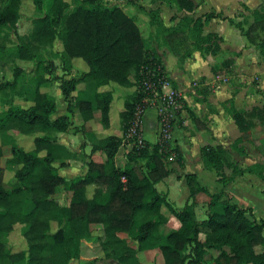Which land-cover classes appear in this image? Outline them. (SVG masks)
<instances>
[{
    "label": "trees",
    "instance_id": "trees-1",
    "mask_svg": "<svg viewBox=\"0 0 264 264\" xmlns=\"http://www.w3.org/2000/svg\"><path fill=\"white\" fill-rule=\"evenodd\" d=\"M76 1L73 10L64 14L68 7L65 0H48L45 13L31 19L29 35H16L17 57L34 60L35 67L43 72L33 79V92L24 100L27 102L25 106L8 104L0 110V140L10 145L5 162L16 166L8 185L3 181L0 166V234L7 237L13 226L19 224L25 243L21 250L5 251L0 242V264L3 260L8 264H68L78 259L80 241L90 236H94L99 245L100 258L115 264H141L137 252L153 248L158 249L161 264H205L204 253L215 250L218 252L213 256L214 264H264V219H257L251 206L233 202L221 189L209 195L206 218L196 221L190 202L176 208L165 193L156 189L155 184L171 171L162 160L167 147L163 127H160L154 143L143 140L141 146L132 145L125 153L123 167L115 163L125 131L136 117V111L141 112L145 107L141 102L142 94L138 92L141 79L153 81L157 77L160 80L166 75L157 52L144 47L136 23L118 6L99 7L96 6L98 0ZM175 1L180 9L192 10L191 0ZM30 2L34 9L42 8L43 0ZM20 3L21 0L5 1L0 9V31L3 27L15 28ZM251 13L253 20L245 31L238 22L230 24L242 32L250 44L258 43L264 56V34H253L255 29L264 33V15L258 10ZM217 17L223 16L210 11L195 18L184 16L182 20L201 42L212 36L219 38L210 32L201 34L203 23ZM152 25L165 34V44L171 49L169 27L166 28L160 20L153 21ZM54 43L59 49L53 52L64 55L71 65L76 63L75 59L84 62L85 68L82 65L83 71L78 77L63 78L53 73L51 62L35 60L37 46L53 47ZM217 49L218 46L213 50L203 48L207 54H214ZM3 52L4 45L0 43V56ZM77 63L81 65V62ZM21 73L22 69L15 68L10 80H0V92L13 88ZM86 79L93 87L94 105L84 96ZM54 81H58L66 107L63 114L51 118L56 102L42 88ZM79 84L81 87L78 88ZM117 85L134 87L119 108L120 131L111 126L110 116L114 93L111 90ZM94 111L99 112L96 121L101 131L91 128ZM251 112L234 108L228 112L241 136L254 126L253 113L264 126V108L254 107ZM188 113L195 123V115L190 110ZM168 125H172L171 120ZM11 129L31 137L28 149L17 144L9 133ZM51 129L80 133L83 139L80 147L89 143V153L83 154L86 166L83 174L63 178L57 173L59 167L67 164L64 160L72 155L50 137ZM136 132L140 134L138 125ZM238 152L241 153L242 149L239 148ZM94 153L102 154L103 161L92 160ZM199 153L203 166L213 169L218 181L228 180L220 171L222 167L229 168L232 175L248 172L262 177L264 172V165L256 163L238 168L226 159L223 147L218 144L203 145ZM131 163L137 164L138 173ZM194 177V173L183 174L190 199L197 191H206L203 187L193 188L190 179ZM87 186H92L89 196ZM58 187L70 192L65 205L58 204L51 197ZM217 205H220L219 210L214 209ZM169 215L178 219L179 227L163 234L159 227ZM52 224H55L54 229ZM91 225H99V228L91 229ZM200 233L204 234L203 239Z\"/></svg>",
    "mask_w": 264,
    "mask_h": 264
},
{
    "label": "rangeland",
    "instance_id": "rangeland-1",
    "mask_svg": "<svg viewBox=\"0 0 264 264\" xmlns=\"http://www.w3.org/2000/svg\"><path fill=\"white\" fill-rule=\"evenodd\" d=\"M5 1L6 0H0V9L4 5ZM65 1L68 3V7L64 10V14H68L73 10L77 1ZM237 1L239 2V5L241 7L238 6L235 12L233 0H209L208 3L211 4L204 5L201 10L198 11H213L216 13L218 12L223 17H217V19H215V22H238L241 25L243 31H245L248 28L249 22H252L253 20L251 13L252 10H258L261 12L259 14H262V16L264 15V0H261L256 6L254 5V3L257 2V0H246L247 4L254 5L251 9H249L239 0ZM47 5L48 0H43L42 8L37 10L33 8L30 0H21L19 8V18L16 21L15 28L11 29L3 27L0 31V43L4 45V52L0 56V80H10L12 77V72L15 68H20L23 70V73L18 75L15 86L13 88H9L0 92V110L5 109L8 104H20L22 106H25L27 102L24 100L30 98L33 92V79L35 78L36 74H41L43 72L41 68L35 67L34 60H21L17 57L16 35H29L32 30L31 19L34 17L42 16L47 9ZM210 5H212L214 8L216 7V5H219L218 11ZM96 6H118L123 12H125V14L129 16L139 28L140 34L143 38L144 47L148 49H154L157 52L161 59V62L163 63V68L167 71L166 72L164 70L166 78L160 77V80L157 77L154 78L153 81H149L146 78L141 79L139 83L140 86L138 85V92L142 94L141 102L145 104V107H143V110L141 112L137 111L136 121L139 127L141 116L143 115V136L150 141H153V137L155 134H157V141L160 127H163L162 134H164L165 138L167 139V147L165 148L166 156L163 157L162 160L164 165L171 170V173H173V177L180 179L181 177H183L182 171H180V168H178V164L180 163V151L177 145L173 143L174 141L172 140V131L174 127L182 124V117H184V119L186 120L190 118V115L188 113L189 108L185 105L184 100H187L189 103H197V106H199L198 115H200L199 118L202 125L207 122L212 123L214 119L213 117H211V115L214 113H218V111L219 113H221L220 116L231 118L230 114L228 113L229 110L231 108L237 110L236 106H234L232 102L233 90L235 88L233 87V90H229V93H227V91H225V86L228 84L230 86L241 87L245 83L243 81L244 79L242 80L241 77L242 71L241 73H238L236 71V63L234 59H232L231 57H227V54L224 52L220 53L219 43L222 42L220 36L219 38L216 36H212L208 40H204L205 42H199L200 40L196 39V35L190 32V26L187 27L186 25H184V21L182 20V17L184 16H190L194 18V15L196 13H194L192 10L190 12H187L180 9L175 0H98L96 2ZM224 11L229 14L222 15ZM158 20H160L163 24L166 23V25H164L166 28L169 27L168 30L172 34L171 49L173 52H175V55L165 44V34L163 35L162 31H158L156 27L152 25L153 21L156 22ZM232 26L234 27L233 24ZM238 32L240 33V35H243V33L239 30ZM206 33L208 32H203L201 28V34L205 35ZM253 34L260 36L264 33H262L261 30L255 29L253 31ZM225 35H229L227 29L225 31ZM257 44L255 45L257 54L259 57L261 56L264 59L262 50H260ZM215 46H218V49L214 54L208 55L206 51L203 50V48L213 50ZM227 48L228 47L224 44L223 50ZM58 49L59 47L56 43H54L53 47H50L48 45L37 46L35 52V60L51 62L54 65L53 73L63 78L67 79L78 77L81 71H83L82 65H84L85 68L84 62L81 59H75L76 63L71 65L69 63V60L64 55L55 54L53 52ZM77 61L81 62V65L77 63ZM199 63L202 64V68L199 69L196 74L191 73L187 65L189 64L190 66H198ZM167 74H170L174 77H177L179 75L183 79L186 77V79L182 83V87L178 88L175 81L171 80ZM158 81H160L161 83L158 84ZM255 83V79H252L251 82L248 83L251 86V89L250 87L249 89L250 91H254V93L259 95V101L261 105H252L250 106V108L243 112H251L254 107L258 109L264 108V94L262 92H258V90L252 89ZM45 85L46 87H43V90H47L52 94L60 95V98H62L61 100L63 101V97L58 89V81H54L53 83ZM79 87H81V84L78 85V88ZM214 87L217 88V91L213 89ZM133 90V86L123 87L117 85L112 87L111 91H113L114 93L110 108V116L111 126L114 128V130L120 131V123L118 118L119 108L123 100ZM93 93L94 92L92 84L88 79H86L84 96L90 99L92 104L94 105ZM212 95V103H210L208 102V99ZM239 107L241 106L239 105ZM93 114L95 115V120H93L91 124L93 123V127L97 128V126H100V124L96 121L99 118V112L94 111ZM153 114L155 115V119L158 123L157 132L154 129V126L149 124V121L152 120ZM252 115L253 116L251 117V120L253 121L254 126L257 123L260 124V122L257 120V117L254 116V113ZM170 120L172 122L171 126L168 125V122ZM50 132L56 135L62 133L55 131L54 129H51ZM9 133L15 138L17 144L22 148L28 149L30 147L31 137L21 135L14 129L9 130ZM77 135L79 136V134ZM240 137H236L231 143L230 147H232L233 149L242 148V138ZM124 138L125 134L122 138V146L120 147V150L116 155V163L120 167H123V165L126 163L125 153L130 150V146L126 144L127 141L123 140ZM207 140V138L197 139V141L201 144ZM0 141V148L2 152L0 166L3 169V181L5 185H8L12 178V172L14 171L16 166L5 162V158H7L10 153V145L3 143L2 140ZM76 149L78 152L76 151L75 154H77L78 158L84 161V155L82 153L83 148L80 149L77 146ZM226 159L228 161H231L229 158ZM64 162L67 161L64 160ZM138 163L142 164V161H139ZM131 165L138 173L137 164L131 163ZM225 168L226 167H222L220 171L224 172ZM210 172H212V176L214 177V181L210 185L211 192L197 191L189 201L193 219L196 221L204 220L206 218V206L209 200V195L211 193L220 191L226 183L223 180L218 181L219 179L217 178L213 169ZM190 181L191 184H193V188L194 186L195 188L201 187L200 183H198L196 179V176L194 178H191ZM174 192L175 191H173V194ZM86 193L89 196V194L91 193V189L86 191ZM198 193H200L199 197L196 196ZM51 197L55 199L58 204L65 205L69 201L70 192L64 191L63 189H61V187H58L56 192ZM172 204L176 208H181L185 203L184 201H182L181 203L174 202ZM214 209L219 210L220 205L215 206ZM168 217L170 218V220L168 222L166 221L159 227V231L163 234L173 231L179 227V221L175 216L169 215ZM51 227L52 229H54L55 224H52ZM96 229L97 228L94 227V230ZM120 236L124 235L120 234ZM199 236L201 239L204 238V234L202 233H200ZM0 242L3 244V249L5 251H18L23 249L25 247V243L20 234V225L15 224L7 237L4 234H0ZM130 244H132V242H130ZM217 252V250L210 251V253L205 252L203 255L205 264H214L213 256H215ZM100 256L101 252L99 249V245L94 236H90L89 238H85L80 241L78 259L72 260L68 264H115L110 260L100 258ZM138 259L141 264H161V257L157 248H153L152 251L150 250V253H138ZM2 264L8 263L6 260H3Z\"/></svg>",
    "mask_w": 264,
    "mask_h": 264
},
{
    "label": "crops",
    "instance_id": "crops-1",
    "mask_svg": "<svg viewBox=\"0 0 264 264\" xmlns=\"http://www.w3.org/2000/svg\"><path fill=\"white\" fill-rule=\"evenodd\" d=\"M191 1L193 3L192 11L196 13L194 15V18L201 16L202 13L206 12H199L204 5L211 4L208 3L209 0ZM239 1L242 2L249 9H251L254 5L256 6L261 0H257L254 5L247 4L246 0ZM233 4L235 6L234 12L236 11V8L238 6L241 7L237 0H233ZM218 8L219 5H216L214 9L218 11ZM226 14L228 15L229 13H226L224 11L222 15ZM215 19L217 18H212L208 22L203 23L202 31L215 34L217 33L216 35L221 37L222 42L219 43L220 53L224 52L227 54V57H231L232 59H234L236 63V71L238 73H241L242 71L241 77L242 80L244 79L243 81L245 82L241 87L230 86L227 84L225 86V91L229 93V90L231 91L233 90V87L235 88L233 90L232 102L234 106H236L238 111H246L252 105L260 106L261 103L259 101V95L254 93V91H250L251 86L248 83L251 82L252 79H255L256 83L254 87H252V89L258 90V92H262L264 94V59L261 56H258L255 45L250 44L245 39V37L243 35H240L238 30L235 29L230 23L215 22ZM250 23L251 22H249V24ZM163 25H166V23H164ZM226 29L229 32L228 36L225 35ZM224 44L228 48L223 50ZM72 64L74 63L72 62ZM187 66L193 74H196L197 71L202 68L201 63H199L198 66H190L189 64ZM167 75L171 80L175 81L178 88L182 87V83L186 79V77L183 79L179 75L177 77L171 76L170 74ZM213 89L217 91L216 87H214ZM50 94L54 97L56 102L55 112L52 113L50 116L51 118H54L65 112L66 102L64 100H61L62 98H60V95L52 93ZM212 97L213 95L208 99V102L212 103ZM184 103L189 108V110L195 115L197 121L194 123L191 121L190 118L186 120L184 119V117H182V124L178 125L177 127H174L172 131V140L174 141L173 143L177 145L180 151V163L178 164V168H180L182 174L194 173L198 183H200V186L203 187L206 191L211 192L210 185L214 181V177L212 176L213 174L212 172H210L212 169L208 170L203 166L199 153L200 146L204 144L221 145L225 151L226 158H229L240 169H243L246 166L255 163L264 165V126L257 123L254 127L250 128L246 132V134L241 136V133L234 125L233 120L230 117L227 118L220 116L221 113H219L218 110V113H214L211 115V117H213L214 119L212 123L207 122L202 125L201 120L199 118L200 115H198L199 106H197V103H189L187 100H184ZM239 105L241 107H239ZM142 118L143 115L141 116L140 120V135L143 140L150 143H154L156 141L157 134L154 135L153 141H150L144 138L143 136ZM149 124L153 125L154 129L157 132L158 123L155 119L154 114L152 115V120L149 121ZM91 128L96 131L102 130L101 126H97V128H94L93 123L91 124ZM77 134H79V136ZM49 135L50 137L54 138L57 143L65 146L66 149L72 155L67 160L66 165L57 169V173L63 178H72L76 175L83 174L86 170V166L84 164V161L78 158L77 154H75L77 151L76 147L78 146L80 149L83 148L82 153L86 155L89 153V143L86 141V145L80 147L83 142L80 133H60L57 135L54 133H50ZM240 136L242 138L241 153L238 152L237 148L233 149L232 147H230L233 140L236 137ZM204 137L208 139L204 143L201 144L197 141V139L199 138L205 139ZM116 158L117 157H115V163ZM91 159L95 162H102L104 158L102 154L94 153L91 155ZM223 173L225 177L228 178V180L221 189L224 190L228 197H230V199L235 203L247 204L251 206L253 215L257 219H264V172L262 173V177H259L254 173L248 172H242L241 174L232 175L231 170L229 168H225ZM172 174L173 173L170 172L165 178L157 182L155 184L156 189L160 192L165 193L168 201L171 204L174 202L181 203L182 201H184V203H189L190 198L188 197V188L186 187L184 178L181 177L180 179H178L173 177ZM89 189H92V186L86 187V191H88ZM173 191H175L174 194ZM199 194L200 193H198L196 196L199 197ZM169 220L170 218L168 217L167 222ZM94 227L99 228V225H92L91 229H94ZM131 245H134L133 242ZM138 253H150V251H138L137 257Z\"/></svg>",
    "mask_w": 264,
    "mask_h": 264
},
{
    "label": "built area",
    "instance_id": "built-area-1",
    "mask_svg": "<svg viewBox=\"0 0 264 264\" xmlns=\"http://www.w3.org/2000/svg\"><path fill=\"white\" fill-rule=\"evenodd\" d=\"M138 111V110H137ZM137 111H136V115H137ZM137 121H136V117L132 119V121L130 122V125L128 126L126 133H125V138L123 140H130L128 142H126V144L128 146L134 145L136 147L141 146L142 145V137L141 135L136 132V126H137ZM121 181H124V178L121 177Z\"/></svg>",
    "mask_w": 264,
    "mask_h": 264
}]
</instances>
